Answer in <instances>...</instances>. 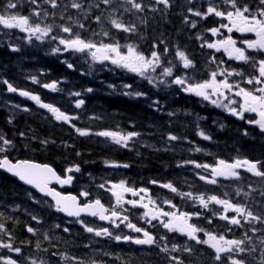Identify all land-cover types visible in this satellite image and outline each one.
I'll return each instance as SVG.
<instances>
[{
    "label": "snow or ice",
    "instance_id": "6c2138e0",
    "mask_svg": "<svg viewBox=\"0 0 264 264\" xmlns=\"http://www.w3.org/2000/svg\"><path fill=\"white\" fill-rule=\"evenodd\" d=\"M31 5H35L31 9L29 15H20L17 13H12L9 10H14L18 8L17 0H7L3 8V13L0 14V25L6 29H19L23 32L29 34V40L32 37H35L37 40H43L45 37H49L56 29L60 32L67 34V36L52 35L51 40L57 41L58 45L63 46V49L56 47L53 49L54 52L63 51H74L78 53H88L91 55L93 61H111L112 64L119 67L125 68L130 72L139 74L142 77L148 79L149 83H153L151 76H146V73L149 71L155 72L158 67H161L162 76L173 77L174 68L176 65L172 64V61H168V64L171 66L164 67L162 61V55L168 53V48L165 47L163 52L152 51L150 57H146L142 52L138 51L136 46L132 44L121 45L118 41L114 43H104L103 41L97 43L92 40H86L81 37L79 32H74L73 28L77 27L79 29H84L85 24L80 22L79 19H74L72 15L65 16L64 12L68 8L75 9L77 12L82 13L84 18L87 19L91 14L92 8L101 9V4L107 6V9L110 10L107 17L108 23L112 28L124 32L134 34L138 32L137 25L134 23H124L122 19L116 18L115 13L123 9L124 13L130 15L143 14L147 11L157 12L162 11V9L157 8L155 5H163L164 9L171 7L170 0H151V3H145V0H99L95 4H88L87 8L82 0H69L67 4H64V11L59 15L60 20H67L70 23L68 24H56L55 17L57 13L55 11L50 12L48 8H44L43 5H48L51 9H60L62 0H28ZM191 3V0H189ZM223 3L230 5V10H221L218 5H213L209 3L205 12L198 10H193L189 8L188 11L191 12L194 16L201 17L206 19L208 16L220 17L224 20H227L228 23H221L219 27H213L207 31L211 32L213 36L221 34L220 30L227 29L228 33L233 31L239 33H252L255 36V39H245L242 41V44L246 47H237V41L232 38L231 35L226 36L224 39L216 40L214 42L205 41L201 47H208L209 49H215L217 52L223 50L227 54L229 59L236 61H241L245 64H251V67L258 71V75L247 77L244 79V82L252 85H260L259 87L253 89H246L240 86L239 82L230 83L229 77L241 76L244 77L245 74L242 71L227 69H218L210 72V78L202 82H190V77L186 76H174L171 83L181 86L182 90L188 93H192L196 96L202 97L204 100H209L212 104L217 107H224L232 115L238 116L240 119H244V113H255L259 118L254 120H249V123H254L259 126L260 130L264 132V59H258L255 56L248 54L247 50H252L257 53H264V0H259V5L255 12L250 8L248 4H241L239 0H223ZM103 10L101 15L94 16V20L97 23H100L102 20ZM35 17V21H33ZM49 17L53 18L52 23H44L43 21ZM137 19L141 20V23H146V20L141 19L140 16H137ZM185 23H188L187 17H185ZM196 22H191V27L195 28ZM93 35H103L104 37H109L110 32L101 30V33H93ZM200 39V37H198ZM161 43H164L161 41ZM122 47L126 48V52H123ZM153 47H157L154 45ZM16 50V49H13ZM176 58L180 61L183 69L194 68L195 65L193 61L186 55L182 50L177 49L175 52ZM213 63L216 62V58L213 57ZM219 63H223L220 61ZM69 68L72 67L71 64L68 65ZM223 77V79L218 80L217 76ZM164 81H161L163 83ZM7 83V81H5ZM46 88L56 89L55 83L44 85ZM128 87V86H126ZM8 90L10 92L17 91L11 84H8ZM91 91V89H88ZM226 92H234L236 97H241L243 103L240 104L239 110L235 107H230L229 105L236 104L237 101L234 99H229ZM20 95L30 96L28 92L21 91ZM79 95V93H75ZM137 95H142V93H137ZM222 97L224 100H228V104H223L218 99H212V97ZM30 98L36 101L37 104H40L41 107L46 108L51 112L55 119L58 121L70 122L73 117H69L64 112L60 111L59 108L54 107L51 104L41 103L40 98L35 95H31ZM83 100H80L76 103V107L79 108L83 104ZM76 131L80 135H88L89 133L85 130L79 128ZM101 137L110 138L113 143L121 145L123 147L128 146V142L134 137L138 136L139 133L129 132L127 134H122L116 131H101L96 133ZM205 140L210 139L209 136L205 135L203 132L199 133ZM169 140L175 141L178 139L177 136L169 134ZM0 141L3 142V145H10L11 142L4 137L0 136ZM7 149L0 146V152H5ZM200 151L199 148L196 149ZM194 163V162H186ZM197 168L211 169L212 179L201 175L199 178L205 180L207 183L216 184V177H223L225 179H240V172L238 169L243 168L246 172L251 173L253 176L260 177L264 179V171L261 168H264V162L261 161H249L247 159L240 160L237 159L232 163L226 162L225 160H219L216 165H195ZM123 167H128V165H123ZM0 168L6 169L12 175L18 177L21 181L28 185L34 186L41 193H44L48 196L53 197L55 200L57 210L66 212L69 216H79L82 212H86L93 217H99L100 220L112 221L115 224L116 220H120L121 223H124L129 220L127 215H122L121 211L117 209H123V205L129 204L133 207H141L146 211L143 213L144 217H150L149 223L151 220L159 219L160 217H167V221L161 220V223L165 229L169 232H178L182 235H186L189 239L196 241L197 244L208 245L211 249L214 250V259L220 264H248L246 259L238 258L242 255H251L256 251L255 247L251 246L252 237L248 235L247 232L243 233V238L241 239H227L224 234H214L212 232H204V235L207 239L200 240L197 237V233L204 231L203 229L198 228L196 225L189 223L193 215L199 216L200 213L189 214L187 212L180 211H164L162 208L156 205V202L150 197L148 198L147 203H143L145 196L141 193H147L148 190L145 188L134 189L129 187L125 181H120L119 183H113L111 188L106 189L110 191L112 196L115 198V205L111 208H106L104 204L101 203L100 199H96L93 202L80 205L77 201L76 196H64L54 189L49 187V184L55 180L61 185L69 184L72 181V176L69 175L66 178H61L55 170L49 165H41L32 163L29 161H19L17 163H12L7 156H4L3 159H0ZM75 171H79L77 166ZM67 172H72L73 169L69 168ZM152 183H157L152 181ZM100 188H105L104 184L99 185ZM162 187L171 190L172 192H177V189L171 184H163ZM251 187V186H249ZM241 189L236 190V194H241ZM130 193L134 197H139V200L128 199L125 200V194ZM181 196H187L193 198L192 193H179ZM82 196H88L87 192L81 193ZM245 196H248V193H244ZM261 195L264 196V191L261 192ZM227 196V193H225ZM198 200L199 204L208 209L209 204L214 203L216 205H221L223 207V213L219 214V219L227 221L228 225L243 227L244 224H251L253 222H260L264 224V216L256 215L252 210H250L245 204H236L233 203L230 199H222L217 195H210L207 198L203 194L195 197ZM164 203L168 204L170 207L175 208L176 206L171 203V201H165ZM152 205V207H150ZM110 214H106L109 213ZM232 212L234 215L229 216L228 213ZM216 215V213H213ZM34 220H37V217H33ZM39 222V221H38ZM211 223V219L208 221ZM81 223H83L81 221ZM119 227L118 224L115 225ZM57 227H59L57 225ZM127 227L132 229L137 233H143L144 238H135L131 236H124L125 241H133L135 244L140 245H153L156 244L155 237L150 234L148 231L143 228L137 227L135 224L128 222ZM27 231L29 233L35 234L36 230L32 227H28ZM64 231H68L67 228ZM85 231L89 233H95L96 236H112V233L108 228H101L96 230L92 227L85 225ZM227 231H232L229 227ZM250 231H258L256 228H251ZM0 232H5V225L0 224ZM11 239V237H9ZM44 239H49L48 235L45 234ZM115 240H121L120 236H115ZM161 240H165L166 237H161ZM260 243L264 244V237H261ZM36 247L39 249L40 244L37 243ZM0 248L8 249L9 251L15 252L17 254L21 253V249L16 247L14 248L11 242H0ZM180 248L177 245H173L171 251H179ZM185 252L191 253L193 250L191 248L185 247L183 249ZM44 251H47L46 249ZM161 251L168 252L169 249L165 245L161 248ZM55 255V253H53ZM63 259H71L75 261V264H85V261L77 257H67L64 254H61ZM175 264H183V261L177 257H171ZM0 260L3 261V264H18V261L11 257L0 256ZM31 264H46L45 261L40 260L39 262L35 259L31 260ZM92 264H96V261H92ZM260 264H264V250H262V256Z\"/></svg>",
    "mask_w": 264,
    "mask_h": 264
},
{
    "label": "trees",
    "instance_id": "16d2710c",
    "mask_svg": "<svg viewBox=\"0 0 264 264\" xmlns=\"http://www.w3.org/2000/svg\"><path fill=\"white\" fill-rule=\"evenodd\" d=\"M24 5L35 7L28 0H24ZM34 63L38 66L37 70L43 74L42 83L56 85L55 92H45V102L57 106L74 120L70 121V127H59L44 121L40 128L51 127L54 131L43 128V136L39 133V128L35 127L38 124L34 120H25L23 125L17 123L15 127L24 129V136L28 138L29 145L36 146L41 142L45 144L42 154L39 153V160L55 166L60 173L64 174L67 168L74 165H80L84 171H98L104 159H117L116 154L110 155L111 152L105 151L110 150L104 148L106 140L96 136V133L101 131L141 132L149 140L166 139L160 136L165 134L164 129L169 125L165 99L161 96L154 99L145 85H140L139 92L137 90V93H142L140 100H137L106 88L108 85L112 87L117 84L114 77L84 76V69L76 68L74 62L66 57L45 55L36 62L24 59V67L30 68ZM69 64L72 65L71 68L68 67ZM80 100L84 103L77 108L76 103ZM155 108L158 111H155ZM3 126L0 122V130L4 129ZM77 128L87 131L89 135L78 136ZM243 130L242 125L235 126L230 120L228 130L221 132L220 139L223 140H217L220 143L219 149L223 151L227 147L228 151L234 147L245 151L241 155L238 153L237 158L243 156L256 161L260 157L258 161L264 160V141L259 133L256 132L252 138H245L240 134ZM230 134L233 136L229 137ZM170 149L173 151L170 152ZM135 153L130 160L135 164L136 173L141 176L149 171L155 172L156 175L163 174L170 165L168 153L170 157L179 155L184 158L178 147L168 148L164 145L160 148L151 147L149 144L146 147L140 145ZM56 215L47 201L17 184L7 183L6 179L0 178V224H4L6 229V233L0 232V242H11L14 248L38 249L37 243L40 244L42 235L48 233L46 229L56 219ZM33 217H37V220ZM28 227L35 229V234L29 233Z\"/></svg>",
    "mask_w": 264,
    "mask_h": 264
},
{
    "label": "flooded vegetation",
    "instance_id": "af4514ba",
    "mask_svg": "<svg viewBox=\"0 0 264 264\" xmlns=\"http://www.w3.org/2000/svg\"><path fill=\"white\" fill-rule=\"evenodd\" d=\"M203 4L200 5V0H191V3L189 0H185L184 3L186 4L185 9H183L181 6V10L179 12L181 16V20L172 19L169 24L166 26L160 25L158 22V29L160 35H165L167 39H172L173 35H180L183 38V49L194 62L195 67H198L201 65L202 56H206L209 59H212L213 57L216 58V62L213 63V67H218V69H223V67L231 66L232 70L236 71H242L245 76L248 77L252 73H254V70L248 69V64H245L241 61H236L233 59H229L227 54L223 52V50L217 52L215 49H209L208 47L204 46L201 47L202 44H204L205 41L207 42H214L216 40L224 39L226 36L231 35L233 39L237 41V47H246L242 44V41L245 39H255L254 34L252 33H239L236 31H233L232 33H228L227 29H221V34H218L217 36H213L211 32L207 31L210 28L213 27H219L221 23H228L227 20H224L220 17H216L214 15L208 16L206 19H202L201 17L194 16L191 12L188 11L189 8H192L193 10H198L201 12H205L207 7L209 6V3L213 5H218L221 10H230V5H227L223 3V0H203ZM241 4H248L250 8L255 12V10L260 7L259 0H255V4L252 3V0H239ZM22 12H24V8L22 9ZM176 17V16H175ZM185 17L188 19V23H185ZM196 22V27H191V22ZM173 28H176L173 30ZM18 32H15L14 35H17ZM12 33L9 34V36L12 38L14 37ZM0 37H2V33L0 34ZM152 38L155 37L154 34L151 36ZM200 37V39H198ZM248 54L252 55L256 54L259 55V53L254 52L252 50H247ZM262 56H264V53H260ZM220 61H223V63H219ZM194 67V68H195ZM194 68H190L192 71ZM234 77H241V76H235ZM24 91V83L21 87V90H17L15 92H10L11 96L14 97L15 100H20L22 105V119L24 120V96L20 95V92ZM187 95V96H186ZM185 99L192 98V101L190 100L191 105L188 107L195 108L197 113H199L201 110L203 111V104L199 102L193 95L188 96L187 93L184 95ZM32 120V119H30ZM126 165V164H122ZM124 169L128 167H123ZM218 180L216 184H209L207 185L213 187L217 185H221L225 188L223 191L224 193H228L232 199H235V187L233 186V183L229 180H226L223 177H218ZM126 184L129 187H132L134 189H140L145 188L148 190V192L141 193V195L145 196V199L143 203L148 202V198L150 197L152 200L156 202V205L162 208L164 211H180V212H187L189 214L194 213H200L199 216L193 215L192 219L189 221V223H192L196 225L198 228L203 229L204 231L198 232L196 235L198 239L204 240L207 239V237L204 235V232H212L214 234H224L227 239H236L237 230L236 226H231L227 224V221L223 222L221 219H219V214L223 213V207H215L214 205L209 204L208 209L203 208L198 200H196L195 203H186L182 207H179L178 200H180L177 192H172L171 190L162 187L163 184L171 183L173 186L176 185H189L194 184L192 182H180V181H169V182H161V183H152L150 181L145 180V177L139 176L135 179H130L128 177H124V180ZM203 183V182H202ZM216 188V187H215ZM108 199L110 202H112L111 208L115 205V200L110 196L111 192L107 191ZM217 190H208V193H215ZM171 194L174 195V197L171 196ZM200 194H203L205 196L204 191H199L198 196ZM172 197V198H170ZM206 198V197H205ZM132 199V200H139V197H134L130 193L125 194V200ZM165 201H171L172 204H174L176 207L172 208L168 204L164 203ZM188 204V206H187ZM152 207V205H150ZM123 209H126L127 211H123L122 209H117V211H121L122 215H127L129 220L121 223L120 220H116L115 224L112 221H109L108 223H101L100 221L94 219H81L77 220L76 222L81 223V226L85 227H92L96 230H99L101 228H108L109 231L112 233V236H105L106 240H101L104 244L111 245L113 247V250L115 252V256L117 259V264H175V261L171 259V257L175 256L178 259L183 261V264H220V262L216 261L214 259V250L208 247V245L205 244H197L196 241L189 239L186 235H182L178 232H169L167 229H165L161 223V220L167 221V217H160L156 220H151L149 223L150 217H144L143 213L146 211L145 209L141 207H133L129 204H124ZM213 213H216V215H213ZM110 214V212H109ZM209 219H211V223H209ZM131 222L135 224L137 227L143 228L144 230L148 231L150 234H152L156 239V244L153 245H140L135 244L133 241H125L123 239L124 236H131L133 239L135 238H144L143 233H137L133 231L132 229L127 227V223ZM223 223V225H222ZM118 224L119 227H116L115 225ZM227 226H229L232 231H227ZM87 233V236L92 238L95 236L97 239V236L95 233ZM120 236L121 240L117 241L114 239L115 236ZM166 237L165 240H161V237ZM108 241V243H106ZM167 246L169 251L163 252L161 251V248L164 246ZM177 245L180 250L173 252L171 251L172 246ZM185 247L191 248L193 251L191 253L185 252L183 249Z\"/></svg>",
    "mask_w": 264,
    "mask_h": 264
},
{
    "label": "rangeland",
    "instance_id": "374dc122",
    "mask_svg": "<svg viewBox=\"0 0 264 264\" xmlns=\"http://www.w3.org/2000/svg\"><path fill=\"white\" fill-rule=\"evenodd\" d=\"M2 2H5L6 3L5 0H3ZM68 2H69V0H62L61 8L60 9H55V10L54 9H51L48 5H46V8H48V10L50 12L55 11L57 13L56 17L54 18L56 24H68V23H70L67 20H60L59 19L60 13L62 11H64L63 5L64 4H67ZM82 2L85 4V7L87 8L88 4H90V3L91 4H95V3L99 2V0H82ZM102 10H103L102 20H101L100 23H97L94 20V16L101 15ZM30 11L31 10H29L27 13H24V12L19 11V14L20 15H29L30 14ZM10 12H12V11H10ZM107 12H110V10L107 9V6L101 4V9H95L94 7L92 8L91 14L88 16L87 19L84 18V15L82 13H79V12H77V10L71 9V8H68L67 11L64 12V14H65V16L72 15V16H74L73 17L74 19H79L80 22H82V23L85 24V28L84 29H79L77 27H74L73 28V31L74 32H79L82 38H84V36H86L87 34H89V37L86 38L87 40L90 39V40H92L94 42H97V43H99L101 41H103L104 43H113L115 41V38H114L113 33L114 34H117L120 31L112 28L111 25L108 23L107 18H106V13ZM12 13H15V11L13 10ZM32 19H33V21H35V17H33ZM47 21H48V23H52L53 22V18L52 17H49L47 19ZM43 22L45 23V20ZM102 29L105 30V31H109L110 33L112 32V36L111 37H104L103 35H93V33H101V30ZM3 31H5V29ZM20 32L23 35V44H24L26 42V40H27V37L26 36L29 37V34L26 33V32H23L21 30H20ZM53 34H56V35H59V36H67V34L62 33L58 29H56L49 36L50 42H53V40H51V36ZM34 38L35 37H33V39ZM33 42L34 43H37V42L39 43V42H43V40H37V42H35V40H33ZM52 44L54 45L55 43H52ZM36 47H37V45H36ZM54 47L55 48L56 47H60L61 49H63V46L58 45V42L56 43V45H54ZM62 52L63 53H71V54L73 53V51L69 52V51H63V50H61L59 53H62ZM82 54L83 55H81V57L78 56V60L76 62H78L79 65L83 64V65H86L89 68H91V70L93 71V74L94 73H97V72H95V70H97V66H102V65L109 64L108 61H102V62L101 61H93L90 54H86V53H82ZM74 58H76V56H74ZM168 61L169 60L166 61V67L171 66V65L168 64ZM171 61H172V64L176 65V67L174 68V75H173V77H165V76H162L161 75L162 70H161L159 76H153V78H152L153 79V83H149L148 79H145V81H147V83L150 84L155 89H167V90L174 89V90H176L175 84L171 83V81H172V79L174 78L175 75H177V76L190 77L191 78L190 79V82L193 80L192 76L189 74L190 73L189 69H183L182 68V65H181V63H180V61L178 59L174 58V59H171ZM109 62H111V61L109 60ZM112 65L114 66V68H119L122 71L126 70L127 72L131 73L130 71H128L125 68L119 67V66L114 65V64H112ZM159 68H161V67H159ZM131 74H133V73H131ZM94 77H97V76H94ZM142 78H144V77H142ZM161 81H164V82L161 83ZM29 84H32V83L29 81ZM231 106H234V104H232ZM220 108L221 109H224V107H220ZM8 130L10 131V128H8ZM38 130L40 131V129H38ZM258 212H259L260 215H264V206H263L262 210H258ZM256 224H257V226H259L260 222H256ZM255 233H257V232H255ZM255 233L253 232L251 234V237ZM259 235L260 236H254L252 238V244H251V246L255 247V249H256V251L254 253H256V252H260L261 253L262 250H264V244H261L260 243V239L262 237V232ZM241 238H243V236L239 237L238 239H241ZM3 250H4V248H0V254H1V256L11 257V258L17 260L18 261V264H31V260L32 259L37 260V257L34 254H30V253H27V254H25V253L17 254L15 252L9 251L8 249H6V252L2 253ZM238 258H240V257H238ZM54 260L55 259H54V255H53L52 256V259H44L43 261H45L46 264H53V262H55V263H58L59 262V260H55V261ZM38 262H39V260H38ZM1 264H3V261L2 260H1ZM253 264H257V263L254 262Z\"/></svg>",
    "mask_w": 264,
    "mask_h": 264
},
{
    "label": "water",
    "instance_id": "95a60500",
    "mask_svg": "<svg viewBox=\"0 0 264 264\" xmlns=\"http://www.w3.org/2000/svg\"><path fill=\"white\" fill-rule=\"evenodd\" d=\"M1 169H3V168H0V170H1ZM3 171L9 173L6 169H3ZM9 174H11V173H9ZM11 175H12V174H11ZM19 181H20L22 184H24L25 186H27V187L33 189V190L36 191L37 193H39V194H41V195H43V196H45V197H48V198L52 199L53 202L55 203V200L53 199V197L48 196V195H46V194H44V193H41V192H40L38 189H36L34 186H32V185H28V184L24 183L23 181H21L20 179H19ZM52 183H57V182H56L55 180H53L50 184H52ZM77 201H78V200H77ZM55 205H56V203H55ZM61 213H62L63 215H65V216L72 217V216H69L66 212H62V211H61ZM81 215L91 216V215H89V214L86 213V212H82L79 216H81ZM73 217H77V216H73Z\"/></svg>",
    "mask_w": 264,
    "mask_h": 264
},
{
    "label": "bare ground",
    "instance_id": "6f19581e",
    "mask_svg": "<svg viewBox=\"0 0 264 264\" xmlns=\"http://www.w3.org/2000/svg\"><path fill=\"white\" fill-rule=\"evenodd\" d=\"M82 105H83V104H82ZM79 108H80V107H79ZM25 120H30V119H24V120L19 121L18 123L21 124V125H23V123L25 122Z\"/></svg>",
    "mask_w": 264,
    "mask_h": 264
}]
</instances>
